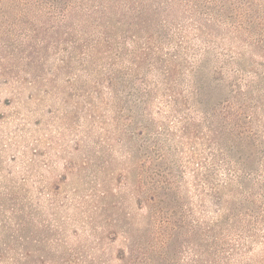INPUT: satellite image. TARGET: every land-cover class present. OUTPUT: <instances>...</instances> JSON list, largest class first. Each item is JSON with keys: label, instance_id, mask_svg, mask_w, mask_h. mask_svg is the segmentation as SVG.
<instances>
[{"label": "rangeland", "instance_id": "obj_1", "mask_svg": "<svg viewBox=\"0 0 264 264\" xmlns=\"http://www.w3.org/2000/svg\"><path fill=\"white\" fill-rule=\"evenodd\" d=\"M0 264H264V0H0Z\"/></svg>", "mask_w": 264, "mask_h": 264}, {"label": "trees", "instance_id": "obj_2", "mask_svg": "<svg viewBox=\"0 0 264 264\" xmlns=\"http://www.w3.org/2000/svg\"><path fill=\"white\" fill-rule=\"evenodd\" d=\"M150 154L146 157V159H141L140 157H137L138 164H141L140 168V174H136L134 180V189H135V195H136V200L137 203L140 207H145L148 209H153V208H160L164 209V190L166 189L163 184L160 183H154L153 181L149 180V166L147 164H159L157 160L154 158H151ZM148 160V161H147ZM73 166L72 164L68 165V169H72ZM55 191H58L57 188H55ZM107 192H104L103 195H105ZM101 210L107 211L108 208L103 204L101 206ZM127 234V232H126ZM115 235H117V232H115ZM129 235V234H128ZM122 252V258L126 257V252L121 250ZM129 253V252H128ZM135 253V250L133 248V243L130 246V254L131 256ZM136 258V257H135Z\"/></svg>", "mask_w": 264, "mask_h": 264}]
</instances>
